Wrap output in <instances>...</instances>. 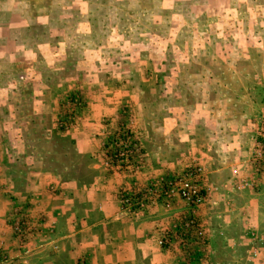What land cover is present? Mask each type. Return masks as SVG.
I'll use <instances>...</instances> for the list:
<instances>
[{
    "label": "rangeland",
    "instance_id": "1",
    "mask_svg": "<svg viewBox=\"0 0 264 264\" xmlns=\"http://www.w3.org/2000/svg\"><path fill=\"white\" fill-rule=\"evenodd\" d=\"M263 126L264 0H0L5 264L39 241L45 194L68 209L74 199L83 215L102 197L87 187L109 183L122 210L140 218L183 201L166 200L162 187L195 164L205 168L214 233L231 208L264 227ZM41 170L46 193L19 189ZM72 183L79 190H61ZM134 195L145 196L143 207ZM25 206L19 235L10 217ZM76 221L87 236V218Z\"/></svg>",
    "mask_w": 264,
    "mask_h": 264
},
{
    "label": "crops",
    "instance_id": "2",
    "mask_svg": "<svg viewBox=\"0 0 264 264\" xmlns=\"http://www.w3.org/2000/svg\"><path fill=\"white\" fill-rule=\"evenodd\" d=\"M34 175V185L19 186V189L31 190L37 195L46 193V184L42 182L47 180L48 172L41 170ZM60 188L64 192L79 190L73 183ZM87 189L91 193L101 192L102 197L90 198L83 208V215L79 210L75 212L74 199L70 202V210L68 200L43 194L42 198L46 200H40L39 208L46 212L47 227L35 245L18 255L20 264H34L37 260L40 264H180L187 257V264H264V233L259 232L263 226L256 222L254 213L245 217L242 212L236 213V208H231L225 216L220 215L223 227L217 225L214 233L212 224L217 219L212 215V207L205 204L198 212L205 229L204 241L197 243L193 239L185 248L176 244L178 241L172 237L175 233L172 228L189 212L186 201H178L168 210L158 206L146 216L136 218L128 214V210H122L111 184L100 183ZM79 218H87L89 222L87 236L80 235L82 230L76 221ZM228 221L229 229L226 228ZM8 233L9 228L3 226L0 229V242L4 246L10 242ZM169 234L170 239L166 238ZM162 238H166L169 246H160Z\"/></svg>",
    "mask_w": 264,
    "mask_h": 264
},
{
    "label": "built area",
    "instance_id": "3",
    "mask_svg": "<svg viewBox=\"0 0 264 264\" xmlns=\"http://www.w3.org/2000/svg\"><path fill=\"white\" fill-rule=\"evenodd\" d=\"M256 161L259 165L258 170L264 171V126L262 127L257 142ZM148 194H154V191L150 190ZM162 195L166 200L179 197L186 201L190 207L189 212L181 216L180 227L178 228L177 234L172 237L178 238L185 245L191 243L193 239H195L197 243L204 241L205 229L198 212L200 208L206 204L209 196L206 188L205 168L201 164L192 165L185 172L177 175L173 180L166 182L162 187ZM131 196L133 198V195ZM134 196V199L137 200L139 204V208H141L140 206L143 207L145 204V196ZM130 200V198H126L128 206L131 203ZM26 207L27 206L23 207L24 210L20 214L22 216L19 219H17L19 214H12V217H10L11 223H13L14 226V231L19 235L25 234V225L29 222V215ZM17 212H19V210H17ZM13 220L18 221L15 222ZM43 220L46 221V217H43ZM167 237L170 239L171 235L169 234L166 238ZM10 260L9 253L5 251L2 242H0V264H5ZM12 262L13 264H20V262L15 259L12 260ZM185 264L187 263L185 262Z\"/></svg>",
    "mask_w": 264,
    "mask_h": 264
}]
</instances>
